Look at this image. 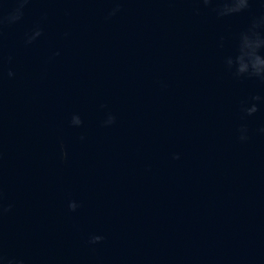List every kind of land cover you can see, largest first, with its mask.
<instances>
[{"label": "water", "instance_id": "95a60500", "mask_svg": "<svg viewBox=\"0 0 264 264\" xmlns=\"http://www.w3.org/2000/svg\"><path fill=\"white\" fill-rule=\"evenodd\" d=\"M17 8L0 264H264V0Z\"/></svg>", "mask_w": 264, "mask_h": 264}, {"label": "clouds", "instance_id": "9594fccd", "mask_svg": "<svg viewBox=\"0 0 264 264\" xmlns=\"http://www.w3.org/2000/svg\"><path fill=\"white\" fill-rule=\"evenodd\" d=\"M26 2H27V0H19L20 8H17V9H16V13H17V15L12 16L11 19H18V18H19V14H21L20 9L23 7V4L26 3ZM226 4H227V3H226ZM39 35H40V30L37 29V30L35 31L33 37H30V38H29V41H30L31 39H33L35 36H39ZM253 54L256 55L255 52H254ZM252 74L259 75L257 72H252ZM9 75H11V72L9 73ZM92 239H93V242H95V241L100 240L101 237L96 236V237H93Z\"/></svg>", "mask_w": 264, "mask_h": 264}]
</instances>
